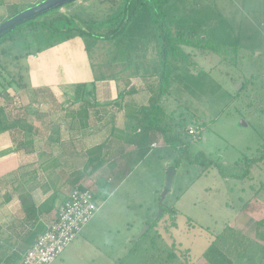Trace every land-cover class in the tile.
<instances>
[{
	"label": "rangeland",
	"instance_id": "rangeland-1",
	"mask_svg": "<svg viewBox=\"0 0 264 264\" xmlns=\"http://www.w3.org/2000/svg\"><path fill=\"white\" fill-rule=\"evenodd\" d=\"M88 2L71 3L60 11L70 16L77 13L81 19H111L102 26L93 25L95 31L105 33L121 20L129 0ZM126 22L127 19L122 25ZM163 22L165 28L206 38L205 43L210 45L214 42L240 45L238 53L227 45L228 51L223 55L183 46L185 54L170 56V89L161 98L173 116L174 126L180 123L189 128L198 123L200 133L193 138L190 151L203 152L226 171L233 172L243 156H260L264 144V98L261 101L252 85L237 94L250 74L264 72V0H168ZM78 23L73 18L72 25ZM158 23L154 9L147 3L115 36V43L123 49L120 57L122 52L131 54L128 63L131 69L133 66L136 71L159 75L161 64L144 67L141 63L142 51L148 47H143L142 42L147 39H151L152 56L157 53L161 58L162 48L156 41L160 33ZM51 30L18 29L13 38L1 41L0 56L3 62L9 60L6 70L0 66L1 73L7 75L10 71V78L19 71L17 58L10 61L12 56L19 55L20 62L25 61L30 48L36 50L57 39L58 34ZM12 87L7 86L9 90ZM256 97L259 101H255ZM177 132L176 128L174 133ZM153 138L156 144L148 149L142 161L123 178L108 183L107 197L100 195L93 179H87L86 184L98 192L99 208L52 264H210L203 252L228 226L244 233L245 241L239 246L248 244L244 256L228 249L233 264H261L264 161L254 164L250 174L239 180L225 178L214 165L200 174L198 166L183 159L165 200L171 210L175 207V218L167 209L159 224L147 229L160 211V194L167 172L180 156L182 144L181 139L167 141L159 133L153 132ZM108 171V168L101 171L105 178Z\"/></svg>",
	"mask_w": 264,
	"mask_h": 264
},
{
	"label": "crops",
	"instance_id": "crops-1",
	"mask_svg": "<svg viewBox=\"0 0 264 264\" xmlns=\"http://www.w3.org/2000/svg\"><path fill=\"white\" fill-rule=\"evenodd\" d=\"M142 44L144 67H160L151 39ZM120 49L115 37L78 35L21 62L26 86L8 89L18 108L0 123V264H17L74 187L97 185L105 168L108 182L123 178L156 144L153 133L133 130V116L158 92V74L131 69ZM112 140L121 144L104 149Z\"/></svg>",
	"mask_w": 264,
	"mask_h": 264
},
{
	"label": "trees",
	"instance_id": "trees-1",
	"mask_svg": "<svg viewBox=\"0 0 264 264\" xmlns=\"http://www.w3.org/2000/svg\"><path fill=\"white\" fill-rule=\"evenodd\" d=\"M41 0H0V23H2L7 18L13 16L19 11L32 6ZM106 1V0H101ZM109 1H117V0H109ZM149 3L150 6L154 9L156 21H159L158 28L160 31V35L162 38V55L160 58L161 70L159 72V77L155 79V83L152 84V87L157 86L159 88L158 92L152 95L148 102L144 105H141L137 110L136 114H134L133 119V130H143L151 133H159L164 136L167 141H172L173 139H181L182 144L180 146L181 154L176 160L174 166L177 168L182 164L183 159H186L189 163L194 164L199 167V173L201 174L205 169H208L210 166H216L219 172L226 178L231 177L234 179L244 180L250 174L251 167L254 164L264 161V144L262 148L261 155L258 157H249L243 156L244 158H240L236 163V170L233 172L226 171L222 164H219L216 160L212 159L207 154L197 151L191 152L190 146L194 142L193 137L188 133V127L177 123L176 126L173 125L174 119L168 108L162 103L161 98L164 94L169 93L170 89V80L172 76V64L170 63V56L181 57V53L185 54V50H183V46H192L199 47L203 49H208L214 53L219 55H223L224 51H228L227 45L231 46L235 53L240 51L237 44H228L226 42H214L213 44L205 43L206 38H196L194 36H190L185 34L182 31L174 30L172 27L165 28V24L163 22L164 15V6L168 3V0H129L127 6L125 8V12L121 16V20L119 19L117 25L114 28L109 29L105 33L97 32L94 30L93 25L97 24L98 26L104 25L107 21L111 19L99 21L96 19H81L77 15H68L64 12H61L60 9L54 12L48 13L37 19L32 21L21 28L20 31H45L50 30L54 31L58 34L57 39L49 41V43L37 47L36 50L32 48L27 52V57L33 55L37 52L42 51L44 48L50 47L56 43L62 42L68 38L74 36H92V37H115L119 35L126 23L138 13L140 8ZM73 18L78 19L79 23L76 26H73ZM127 19V22L122 25V23ZM64 22V24H63ZM61 23V26H60ZM114 23V22H113ZM113 25V24H112ZM111 25V26H112ZM14 33L9 35L8 38H13ZM6 39V38H5ZM4 40V39H3ZM2 40V41H3ZM4 51V49L2 50ZM188 54H186V57ZM252 56H256L252 54ZM3 56H0V66L2 70H6V65H8L9 60H5L3 62ZM17 58L16 62H19L18 69L22 68L20 62L19 55L12 56L10 61H14ZM5 59V58H4ZM7 75L1 73L0 70V123L5 124L6 120L9 119L14 111L18 108L16 104L18 102L15 100L14 96L11 95L7 86L12 87L16 84L17 87H25V83L22 82L23 74L18 71H15L14 74L10 76V71H7ZM9 75V76H8ZM254 86V89L257 90V93L261 96V101L264 98V72L263 73H252L250 74L249 79L244 80L242 90L238 91L237 94H240L247 88L248 86ZM255 101H259V98L256 97ZM251 103H249L250 105ZM198 126V123H195ZM177 128L178 132L174 133ZM121 144L120 140H116L113 144V140L104 146V149H112L115 145ZM148 148H144L145 152ZM140 161L145 157V153H141L139 155ZM137 158V162L139 161ZM108 181L100 176L96 179V184L99 186V193L103 197H107L108 193ZM171 210V207L166 205L164 206L163 213L159 218H154L149 223V229H152L153 226L158 225L162 220L166 210ZM176 215L175 207L171 210V217L174 219ZM174 222V221H173ZM264 222V220L262 221ZM175 223V222H174ZM173 223V224H174ZM244 233L237 232L234 228L228 226L221 233H218L215 238L211 241L210 245L203 252V256L210 264H233V258L228 257L229 248L231 251H235L238 256H244L245 249L248 244L245 246H239L240 242H244L245 240ZM244 246V247H243ZM241 247V248H240ZM236 249H239L236 252ZM190 251L189 249H187ZM244 251V253H243ZM264 255V254H263ZM187 264V263H185ZM261 264H264V257L261 260Z\"/></svg>",
	"mask_w": 264,
	"mask_h": 264
},
{
	"label": "built area",
	"instance_id": "built-area-1",
	"mask_svg": "<svg viewBox=\"0 0 264 264\" xmlns=\"http://www.w3.org/2000/svg\"><path fill=\"white\" fill-rule=\"evenodd\" d=\"M188 133L196 138L200 129L191 125ZM96 195L91 186L74 187L60 205L56 217L17 264H52L97 212Z\"/></svg>",
	"mask_w": 264,
	"mask_h": 264
},
{
	"label": "water",
	"instance_id": "water-1",
	"mask_svg": "<svg viewBox=\"0 0 264 264\" xmlns=\"http://www.w3.org/2000/svg\"><path fill=\"white\" fill-rule=\"evenodd\" d=\"M76 1L78 0H41L36 4L19 11L0 23V42L22 26ZM243 124L247 125L245 122H243ZM176 169L177 168L175 166H171L168 169L165 186L162 193L160 194V211L157 215V218L160 217L164 210L166 197L173 186ZM147 229H149V225L147 226ZM146 231L147 230H145L143 233Z\"/></svg>",
	"mask_w": 264,
	"mask_h": 264
}]
</instances>
